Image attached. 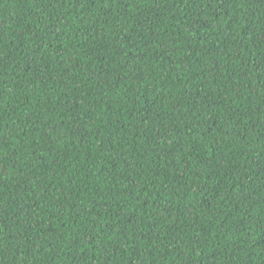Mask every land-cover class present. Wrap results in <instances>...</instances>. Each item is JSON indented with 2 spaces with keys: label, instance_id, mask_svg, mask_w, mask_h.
Wrapping results in <instances>:
<instances>
[{
  "label": "trees",
  "instance_id": "16d2710c",
  "mask_svg": "<svg viewBox=\"0 0 264 264\" xmlns=\"http://www.w3.org/2000/svg\"><path fill=\"white\" fill-rule=\"evenodd\" d=\"M0 264H264V0H0Z\"/></svg>",
  "mask_w": 264,
  "mask_h": 264
}]
</instances>
